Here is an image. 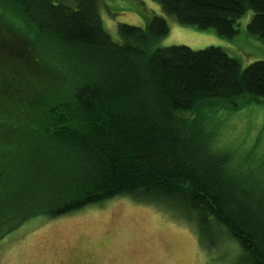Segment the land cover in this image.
<instances>
[{
	"label": "trees",
	"instance_id": "16d2710c",
	"mask_svg": "<svg viewBox=\"0 0 264 264\" xmlns=\"http://www.w3.org/2000/svg\"><path fill=\"white\" fill-rule=\"evenodd\" d=\"M152 1L226 39L251 12L246 33L264 45V0ZM100 3L0 0V241L32 219L129 197L192 226L216 264H264V169L214 149L203 125L264 101V60L159 47L168 25L156 15L112 38Z\"/></svg>",
	"mask_w": 264,
	"mask_h": 264
},
{
	"label": "rangeland",
	"instance_id": "374dc122",
	"mask_svg": "<svg viewBox=\"0 0 264 264\" xmlns=\"http://www.w3.org/2000/svg\"><path fill=\"white\" fill-rule=\"evenodd\" d=\"M98 9L112 38H116L119 24L144 28L148 18L156 15L168 25L159 47H219L242 67L264 60L263 43L246 33L251 12L240 19L238 34L226 39L212 29L178 25L152 0H101ZM212 104L211 109L218 105ZM238 105L234 111L207 114L203 125L214 132V149L230 151L233 161H240L246 153L250 167L262 172L264 101L243 99ZM215 254L204 251L194 228L171 210L129 197H117L57 219H32L0 241V264H216ZM230 260L228 255L224 264Z\"/></svg>",
	"mask_w": 264,
	"mask_h": 264
}]
</instances>
